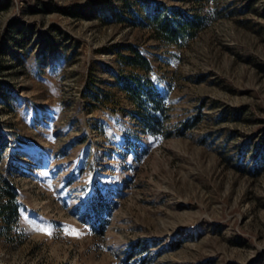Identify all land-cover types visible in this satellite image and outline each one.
Returning a JSON list of instances; mask_svg holds the SVG:
<instances>
[{
	"label": "rangeland",
	"instance_id": "1",
	"mask_svg": "<svg viewBox=\"0 0 264 264\" xmlns=\"http://www.w3.org/2000/svg\"><path fill=\"white\" fill-rule=\"evenodd\" d=\"M148 1L203 28L177 48L118 22L115 0H0V172L19 211L0 264H264V0ZM126 43L153 65L161 134L124 100L89 109Z\"/></svg>",
	"mask_w": 264,
	"mask_h": 264
},
{
	"label": "trees",
	"instance_id": "2",
	"mask_svg": "<svg viewBox=\"0 0 264 264\" xmlns=\"http://www.w3.org/2000/svg\"><path fill=\"white\" fill-rule=\"evenodd\" d=\"M115 1L117 3L113 6L112 13L118 22L148 28L153 38L177 48L185 46L204 25L200 15L188 14L156 1ZM59 10L65 12L63 8ZM76 12L78 11L74 14L78 16L79 13ZM57 43L56 39L52 40V44ZM2 65L0 56V68ZM115 66L103 69L110 78V81L104 83V87L100 85L96 88L95 83H89V109L104 108L117 111L122 109L124 100V104L132 108L135 121L147 134H161L167 109L162 94L156 87L155 71L149 58L136 45L126 43L116 54ZM5 145L6 142L0 141V161ZM18 220V200L13 179L10 175L0 172V225L10 230L16 229Z\"/></svg>",
	"mask_w": 264,
	"mask_h": 264
},
{
	"label": "snow or ice",
	"instance_id": "3",
	"mask_svg": "<svg viewBox=\"0 0 264 264\" xmlns=\"http://www.w3.org/2000/svg\"><path fill=\"white\" fill-rule=\"evenodd\" d=\"M40 231H42V232H45V233H47V234H51L49 231H48V229H45V228H41V229H39ZM72 234H77V233H72Z\"/></svg>",
	"mask_w": 264,
	"mask_h": 264
}]
</instances>
